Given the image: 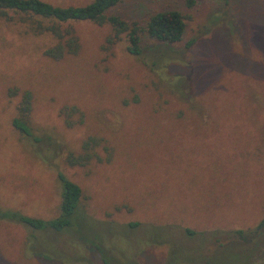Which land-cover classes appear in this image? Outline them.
Masks as SVG:
<instances>
[{
	"label": "rangeland",
	"instance_id": "rangeland-1",
	"mask_svg": "<svg viewBox=\"0 0 264 264\" xmlns=\"http://www.w3.org/2000/svg\"><path fill=\"white\" fill-rule=\"evenodd\" d=\"M167 9L184 16L181 41L144 38L137 57L125 34L109 45L108 25L78 22L79 52L53 60L49 36L0 19V208L52 220L58 174L81 189L65 230L0 221V264H261L264 0H127L114 14L144 26ZM25 91L31 137L12 127ZM89 137L102 161L69 166Z\"/></svg>",
	"mask_w": 264,
	"mask_h": 264
},
{
	"label": "trees",
	"instance_id": "trees-1",
	"mask_svg": "<svg viewBox=\"0 0 264 264\" xmlns=\"http://www.w3.org/2000/svg\"><path fill=\"white\" fill-rule=\"evenodd\" d=\"M126 1L94 0L81 7H55L41 0H0V19L9 22L17 20L18 23L27 25L31 34L49 36L54 43L45 49L43 54L53 60L74 56L79 52V39L69 26L70 23L92 22L100 26L108 25L112 33L107 40L108 44H115L125 34L128 42L126 51L136 57L142 53L141 43L144 38L165 45L181 41L185 32V20L177 9H167L144 16L145 25L140 26L136 22H127L117 13L114 14L115 10ZM10 93L15 95L16 92L12 90ZM31 102V93L23 92L17 107L18 115L12 120V127L26 137L32 136L26 121L32 110ZM62 111L69 114L77 109L64 107ZM101 147L105 152L108 150L101 138L89 137L81 145L83 153L68 155L66 163L69 166H85L93 160L101 162L102 159L95 152V149ZM58 181L60 183L59 215L55 219L45 221L23 215L18 211L0 208V221L22 225L33 231H62L71 227L78 219L81 189L62 173L58 174ZM253 231L263 234L264 240V217ZM236 234L241 236L243 231H237ZM257 262L263 263L264 258L259 257Z\"/></svg>",
	"mask_w": 264,
	"mask_h": 264
},
{
	"label": "flooded vegetation",
	"instance_id": "flooded-vegetation-1",
	"mask_svg": "<svg viewBox=\"0 0 264 264\" xmlns=\"http://www.w3.org/2000/svg\"><path fill=\"white\" fill-rule=\"evenodd\" d=\"M263 258H264V254H263ZM258 260V259H257ZM257 260H256V262H257ZM261 264H264V262L263 263H261Z\"/></svg>",
	"mask_w": 264,
	"mask_h": 264
}]
</instances>
